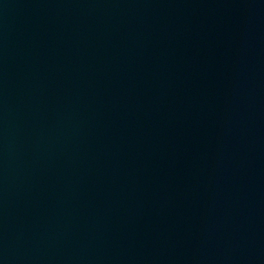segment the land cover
I'll list each match as a JSON object with an SVG mask.
<instances>
[{"label":"water","instance_id":"1","mask_svg":"<svg viewBox=\"0 0 264 264\" xmlns=\"http://www.w3.org/2000/svg\"><path fill=\"white\" fill-rule=\"evenodd\" d=\"M0 264H264V0H0Z\"/></svg>","mask_w":264,"mask_h":264}]
</instances>
